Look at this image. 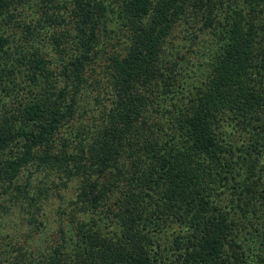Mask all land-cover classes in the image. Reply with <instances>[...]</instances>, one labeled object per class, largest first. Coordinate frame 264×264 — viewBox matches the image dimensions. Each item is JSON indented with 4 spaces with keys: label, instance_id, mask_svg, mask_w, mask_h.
Masks as SVG:
<instances>
[{
    "label": "trees",
    "instance_id": "16d2710c",
    "mask_svg": "<svg viewBox=\"0 0 264 264\" xmlns=\"http://www.w3.org/2000/svg\"><path fill=\"white\" fill-rule=\"evenodd\" d=\"M0 264H264V0H0Z\"/></svg>",
    "mask_w": 264,
    "mask_h": 264
},
{
    "label": "rangeland",
    "instance_id": "374dc122",
    "mask_svg": "<svg viewBox=\"0 0 264 264\" xmlns=\"http://www.w3.org/2000/svg\"><path fill=\"white\" fill-rule=\"evenodd\" d=\"M47 26H48V25H47ZM54 209H55V208H52V209H51V211H53V212H54V211H55ZM55 217L58 219V217H57V216H55ZM52 227L56 228V224H54Z\"/></svg>",
    "mask_w": 264,
    "mask_h": 264
}]
</instances>
